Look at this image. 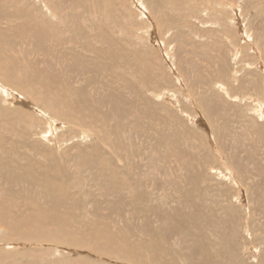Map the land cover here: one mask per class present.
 I'll return each instance as SVG.
<instances>
[{
	"label": "rangeland",
	"instance_id": "1",
	"mask_svg": "<svg viewBox=\"0 0 264 264\" xmlns=\"http://www.w3.org/2000/svg\"><path fill=\"white\" fill-rule=\"evenodd\" d=\"M0 264H264V0H0Z\"/></svg>",
	"mask_w": 264,
	"mask_h": 264
},
{
	"label": "bare ground",
	"instance_id": "2",
	"mask_svg": "<svg viewBox=\"0 0 264 264\" xmlns=\"http://www.w3.org/2000/svg\"><path fill=\"white\" fill-rule=\"evenodd\" d=\"M59 229H61L60 226L58 227L57 230H59ZM54 235H56V231L50 233V235H49L50 239H52V236H54ZM55 241H56L57 243H63V242H64V239L62 238V235H61V236L56 237V238H55Z\"/></svg>",
	"mask_w": 264,
	"mask_h": 264
}]
</instances>
